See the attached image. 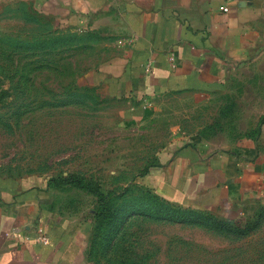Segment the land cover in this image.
I'll use <instances>...</instances> for the list:
<instances>
[{
	"label": "rangeland",
	"instance_id": "obj_1",
	"mask_svg": "<svg viewBox=\"0 0 264 264\" xmlns=\"http://www.w3.org/2000/svg\"><path fill=\"white\" fill-rule=\"evenodd\" d=\"M43 40L48 47L41 49ZM127 43L119 34L60 27L26 3L0 13V176L48 179L52 213L97 220L95 194L58 185L69 174L115 197L136 185L156 191L159 154L173 143V133L180 144L191 139L226 146L258 140L263 132L264 56L208 98H157L159 108L141 121L124 117L128 100L105 91H93L98 103L85 98L67 105V90L78 94L84 87L78 79ZM258 212L231 219L237 222L231 231L134 216L118 255L132 264H264V210Z\"/></svg>",
	"mask_w": 264,
	"mask_h": 264
},
{
	"label": "crops",
	"instance_id": "obj_2",
	"mask_svg": "<svg viewBox=\"0 0 264 264\" xmlns=\"http://www.w3.org/2000/svg\"><path fill=\"white\" fill-rule=\"evenodd\" d=\"M19 3L60 27L128 40L78 83L128 100L122 114L132 121L153 114L167 94L223 91L264 56V0H0V13ZM179 139L171 134L161 149L156 192L227 219L264 205V129L235 145ZM50 201L48 179L0 176V264H99L89 254L94 221L52 213ZM39 226L49 243L37 240Z\"/></svg>",
	"mask_w": 264,
	"mask_h": 264
},
{
	"label": "trees",
	"instance_id": "obj_3",
	"mask_svg": "<svg viewBox=\"0 0 264 264\" xmlns=\"http://www.w3.org/2000/svg\"><path fill=\"white\" fill-rule=\"evenodd\" d=\"M78 36L80 39H84L88 34ZM74 37L76 38V36ZM47 45L44 40L39 43L41 49ZM79 91L76 94L70 89L67 90L65 95L69 98L68 101H65L67 105L84 104L85 98H90L94 103L99 102L98 96L93 94V91L95 93L97 91L95 87L84 86ZM57 183L58 185H67L89 191L98 197L100 208L96 212L97 220L94 223L89 254L91 259L99 264H132L131 258L124 257L122 260L119 257L118 248L120 247V240L123 239V235L134 216L151 217L170 222L204 223L224 231H231L232 226H236L235 223H237L234 220L222 218L211 211L183 207L172 203L158 192L150 190L147 185L139 187L136 185L127 189L125 187L115 197L114 191L111 193L101 192L99 184H94L85 179L84 176L77 174H69L59 178ZM118 200L120 202L117 203ZM263 210L264 208L259 209L258 213L261 214Z\"/></svg>",
	"mask_w": 264,
	"mask_h": 264
},
{
	"label": "built area",
	"instance_id": "obj_4",
	"mask_svg": "<svg viewBox=\"0 0 264 264\" xmlns=\"http://www.w3.org/2000/svg\"><path fill=\"white\" fill-rule=\"evenodd\" d=\"M37 240L44 243V244H47L49 243V235L47 234L45 228L43 226H39L37 228V236H36Z\"/></svg>",
	"mask_w": 264,
	"mask_h": 264
}]
</instances>
